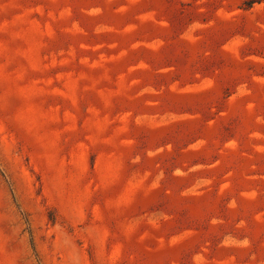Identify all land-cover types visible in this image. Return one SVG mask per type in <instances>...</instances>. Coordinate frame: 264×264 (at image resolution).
Segmentation results:
<instances>
[{"label": "rangeland", "instance_id": "1", "mask_svg": "<svg viewBox=\"0 0 264 264\" xmlns=\"http://www.w3.org/2000/svg\"><path fill=\"white\" fill-rule=\"evenodd\" d=\"M0 264H264V0H0Z\"/></svg>", "mask_w": 264, "mask_h": 264}]
</instances>
